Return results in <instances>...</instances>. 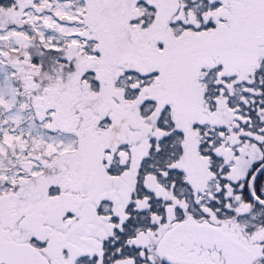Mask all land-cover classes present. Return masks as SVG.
<instances>
[{"label": "snow or ice", "instance_id": "snow-or-ice-1", "mask_svg": "<svg viewBox=\"0 0 264 264\" xmlns=\"http://www.w3.org/2000/svg\"><path fill=\"white\" fill-rule=\"evenodd\" d=\"M0 264H264V0H0Z\"/></svg>", "mask_w": 264, "mask_h": 264}]
</instances>
